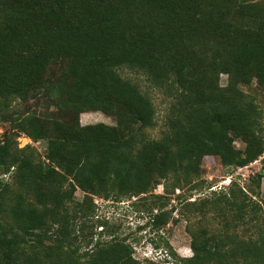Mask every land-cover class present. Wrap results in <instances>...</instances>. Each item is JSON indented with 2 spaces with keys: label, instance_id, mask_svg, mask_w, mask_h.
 <instances>
[{
  "label": "trees",
  "instance_id": "trees-1",
  "mask_svg": "<svg viewBox=\"0 0 264 264\" xmlns=\"http://www.w3.org/2000/svg\"><path fill=\"white\" fill-rule=\"evenodd\" d=\"M126 71L168 97L158 138L146 135L156 126L154 103ZM260 89L264 0H0V118L11 125L0 138V264H81L75 244L93 195H140L170 178L191 183L206 155L224 166L255 161L264 148ZM39 96L55 111L9 114L15 100ZM86 111L115 125H81ZM21 134L44 142V154L18 144ZM232 185L222 207L249 237L189 230L191 257L164 244L179 264H264V224L255 221L264 204ZM170 213L150 220L159 229ZM83 255L84 264H155L117 238Z\"/></svg>",
  "mask_w": 264,
  "mask_h": 264
},
{
  "label": "rangeland",
  "instance_id": "rangeland-1",
  "mask_svg": "<svg viewBox=\"0 0 264 264\" xmlns=\"http://www.w3.org/2000/svg\"><path fill=\"white\" fill-rule=\"evenodd\" d=\"M125 76L139 83L142 91L151 97L156 108V126L147 129L146 135L158 138L163 127L168 97L163 91L154 88L142 74L126 71ZM219 82L221 85L226 83L224 74L220 75ZM256 96L263 105L264 145V89H260ZM55 109L48 99L39 96L24 102L15 100L8 111L11 116H19L27 111L48 115ZM96 123L115 125L113 117L101 111H86L80 114L81 125ZM10 127L8 121L0 118V138ZM17 141L21 146H35L41 155L45 152V143L42 141L33 142L24 134L17 137ZM233 144L239 149L245 147V142L239 139L233 140ZM4 178L9 179V174ZM233 183L232 187L236 191L241 188L251 202L264 204V148L255 161L241 167L224 166L217 156L206 155L202 159L200 175L191 183L182 181L177 184L170 178L160 180L147 193L140 195L108 199L93 195L94 210L84 219L81 240L75 244L76 253L81 255V264H84L86 257L83 253L91 252L98 240H124L132 247L133 257L140 262L151 260L155 264H179L178 258H189L193 254L189 230L206 228L210 232L228 231L239 238H248L251 232L237 224L232 214L222 207L221 193H227L229 185ZM83 196L84 192L77 189L76 200H82ZM160 210L171 213L168 222L157 229L150 217ZM255 221L260 225L264 224V209L258 210ZM91 233L93 236L90 238ZM89 239L91 242L88 243ZM166 242L178 258L173 257L169 248L165 249Z\"/></svg>",
  "mask_w": 264,
  "mask_h": 264
}]
</instances>
